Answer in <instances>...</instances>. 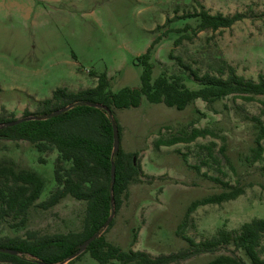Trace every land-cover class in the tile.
<instances>
[{
	"label": "rangeland",
	"instance_id": "1",
	"mask_svg": "<svg viewBox=\"0 0 264 264\" xmlns=\"http://www.w3.org/2000/svg\"><path fill=\"white\" fill-rule=\"evenodd\" d=\"M200 6L211 14L241 13L246 18L230 29L203 31L175 46L181 33L174 30L198 24L177 18L199 11ZM165 32L168 36L163 37ZM159 36L163 39L150 60L153 81L162 75L183 76L189 89L200 88L170 59L171 53L202 74H216L218 62L225 60L247 79L258 81L264 75V0H0V114L23 118L26 111L36 112L39 102L52 98L57 89L95 88L96 76L101 74H107L114 93L126 87L138 89L143 73L139 59ZM262 100L264 96L252 103L228 97L213 108L198 100L178 111L143 97L138 108L116 110L121 147L125 153L137 154L134 162L142 173L123 196L113 226L105 233L107 240L124 251H145L153 257L187 249L176 232L188 207L223 192L203 173L233 187L246 186V192L235 201L199 207L184 228L187 236L200 242L219 229L237 230L255 218L264 219V154L260 162H247L257 130L246 119L258 116L264 121ZM195 128L214 135L188 145L159 150L154 146L160 138ZM223 147L229 161L222 156ZM57 158L56 151L39 153L25 141H0V165L8 160L18 171H34L43 178L45 186L37 204L58 188ZM70 165L64 163L65 169ZM191 166H200L201 173ZM85 216L86 204L72 199L49 210L36 205L25 227L12 228L10 221L0 229V239L26 238L28 232L39 236L79 232ZM223 253L204 254L179 264H206ZM73 264L100 263L83 253Z\"/></svg>",
	"mask_w": 264,
	"mask_h": 264
},
{
	"label": "trees",
	"instance_id": "2",
	"mask_svg": "<svg viewBox=\"0 0 264 264\" xmlns=\"http://www.w3.org/2000/svg\"><path fill=\"white\" fill-rule=\"evenodd\" d=\"M199 11L187 13L178 20L193 19L198 21L194 27L186 24L184 28L174 32L181 33L174 42L175 46L184 40H192L193 35L211 30L230 29L246 16L241 13L223 15L211 14L204 6ZM178 10H176V13ZM176 19V20H177ZM169 19L167 22H173ZM191 32V34H188ZM168 36V32L163 37ZM162 37L155 39L140 57L143 65L141 87L123 88L114 93L110 90V79L107 74L96 76L98 85L95 88L70 92L67 89H57L52 98L39 102L36 112L26 111L24 116L44 117V120L25 121L13 127L0 129V141L20 142L31 144L39 153H58L55 180L57 190L44 202L37 204L45 182L36 172L30 170L18 171L13 162L5 160L0 165V229L12 222V228H23L28 223L30 210L36 205L49 210L66 199H72L86 204V216L81 231L67 234L39 236L37 232H28L26 238L15 237L0 239V248L15 250L21 255L0 253V264H64L79 250L80 246L93 236L97 238L88 246L85 253L99 262L109 264L117 261L120 264H179L196 256L216 255L206 264H264V219L255 218L244 223L237 230L219 229L214 235L197 242L184 233L190 216L199 208L208 205H222L237 200L246 192V186L239 183L233 187L217 177L203 173L202 176L218 185L223 192L201 200L194 201L188 207L184 222L179 225L176 235L188 244V248L169 255L151 256L140 250L124 251L111 244L105 233V224L112 214L111 169L116 165V181L113 197L118 211L123 196L127 193L132 182L142 173L141 166L134 162L137 154L125 153L120 147L112 159L114 146V129L112 121L105 110L97 109L88 104H102L115 114L116 110L138 108L145 97L152 104H164L169 108L184 111L187 107L201 100L209 108L218 101L232 97L246 103H252L257 97L264 96V75L260 74L258 81L247 79L237 73L236 69L225 60L218 62L216 74L201 73L184 62L179 56L170 54V59L189 74L190 79L200 86L197 90L189 89L183 76L171 78L164 75L153 81L154 64L150 62L154 47ZM261 113L264 115V100L260 101ZM73 106L59 116L51 117L57 110ZM248 121L257 130L255 146L252 154L247 157L249 164H255L263 159L264 154V121L258 116H248ZM17 120L0 114V125ZM116 120V119H115ZM120 142L122 128L116 120ZM208 129H193L190 133H180L169 139H158L154 142L157 150L162 147H173L178 144H192L197 139L213 136ZM226 148L221 149L223 158L229 161ZM186 157V156H184ZM64 163H70L65 169ZM203 165H207L203 162ZM201 173L200 166H191ZM102 234L100 237H98ZM80 257V256H79ZM78 257V258H79ZM76 258L75 260H77ZM75 260L67 263L73 264Z\"/></svg>",
	"mask_w": 264,
	"mask_h": 264
},
{
	"label": "water",
	"instance_id": "3",
	"mask_svg": "<svg viewBox=\"0 0 264 264\" xmlns=\"http://www.w3.org/2000/svg\"><path fill=\"white\" fill-rule=\"evenodd\" d=\"M88 105L93 107V108L105 110L107 112V114L109 115L111 121H112L113 129H114V146H113L112 159H114L115 156L117 155V153L120 151V147H121V142H120V138H119V131H118V127H117L114 115H113V113H112V111L110 109H108L106 106H104L102 104H88ZM72 108H73V106H67V107L62 108L60 110H57V111H55L54 113L51 114V117L59 116L62 113H65V112L71 110ZM44 119H45L44 117L40 118V117H36V116L23 117V118L15 120V121L8 122L6 124L0 125V129L6 128V127H13V126L19 125V124H21V123H23L25 121L44 120ZM115 181H116V165H115V163H113L112 164V169H111L112 214H111V216L109 217V219L107 220V222L105 224V230L110 226L111 222L114 219L115 213H116V207H115L114 197H113ZM101 235L102 234H100L98 237H100ZM96 238H97V236H93L89 240L85 241L80 246V250L75 255H73L69 260H67V262L64 263V264H67V263L75 260L76 258L81 256L83 253H85L87 248H88V246ZM0 253L10 254V255H21L15 250H10V249H6V248H0ZM40 264H49V263L40 262Z\"/></svg>",
	"mask_w": 264,
	"mask_h": 264
}]
</instances>
